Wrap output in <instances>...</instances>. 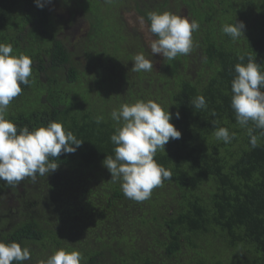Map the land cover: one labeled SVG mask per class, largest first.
<instances>
[{
    "label": "trees",
    "instance_id": "obj_1",
    "mask_svg": "<svg viewBox=\"0 0 264 264\" xmlns=\"http://www.w3.org/2000/svg\"><path fill=\"white\" fill-rule=\"evenodd\" d=\"M44 2L0 0V43L30 57L34 76L6 118L18 133L61 122L84 142L51 161L59 167L48 176L0 180V240L29 248L23 264H43L59 249L78 251L81 264H264V136L249 122L258 137L251 147L231 107L235 65L252 58L264 72V0H59L89 24L73 46ZM183 6L199 29L191 52L171 61L153 56L121 14L133 8L148 24L153 11L183 17ZM235 22L245 24L237 40L222 32ZM139 53L150 72L131 70ZM42 83L43 94L35 91ZM200 95L206 107L197 109ZM149 100L170 111L182 135L154 156L171 179L136 202L102 161L114 157L119 125L110 113ZM220 127L235 133L231 142L216 139Z\"/></svg>",
    "mask_w": 264,
    "mask_h": 264
},
{
    "label": "clouds",
    "instance_id": "obj_2",
    "mask_svg": "<svg viewBox=\"0 0 264 264\" xmlns=\"http://www.w3.org/2000/svg\"><path fill=\"white\" fill-rule=\"evenodd\" d=\"M50 2V0H49ZM38 7L45 6L44 0H35ZM149 23L140 18L141 30L150 33L149 46L153 56L160 54L164 60H174L187 55L193 48L192 33L199 29L196 20H189L170 12H150ZM130 23H134L130 21ZM245 24L235 22L222 26V32L233 40L244 34ZM155 37V38H153ZM10 44L0 43V180L14 186L26 178L34 182L37 175L45 176L55 172L59 164L51 162L61 153L72 154L83 144L63 124L51 121L47 126L32 131L28 127L19 130L14 122L6 118L9 104L22 93L21 85H29L32 76V60L20 54L12 55ZM241 61L244 57L239 58ZM133 72L151 71L153 63L143 53L133 57ZM236 77L232 81L231 107L236 114L237 123L247 128L250 145L258 146V137L254 128L260 129L264 136V72L258 63L249 58L248 63L235 65ZM42 86L43 83H42ZM197 109L206 107L203 95L191 101ZM179 112L176 118H179ZM116 122V132L111 136L115 145L114 157L107 155L102 161L111 173V180L121 181L123 195L136 202L150 198L154 188L161 186L164 180L171 179V172L158 165L154 156L158 150H164L170 139H180L181 131L171 122L172 114L155 101H137L124 103L110 113ZM102 116L96 117L99 124ZM249 122L254 125L248 127ZM217 140L231 142L235 133H229L225 127L218 128ZM51 158V159H50ZM31 259L27 246L19 242L0 240V264H23ZM82 256L78 251L59 249L54 251L43 264H81Z\"/></svg>",
    "mask_w": 264,
    "mask_h": 264
},
{
    "label": "rangeland",
    "instance_id": "obj_3",
    "mask_svg": "<svg viewBox=\"0 0 264 264\" xmlns=\"http://www.w3.org/2000/svg\"><path fill=\"white\" fill-rule=\"evenodd\" d=\"M59 1V0H58ZM49 2V0H47ZM51 5L54 3L53 0H50ZM56 6L58 9H53L55 8V5L53 4V11L55 13V18L58 21L64 22L65 27L63 28L61 35L63 38L66 40L68 39V42H71L70 46L76 45L80 43L81 38L83 37V34L88 30L89 24L83 14L78 11L73 15L72 13H68L67 7L66 6H61L60 4L56 3ZM181 15L184 18H190L188 17L185 7L183 6L181 8ZM122 19L125 22L126 29L128 31H133L137 35L141 36V38L148 44L149 46V36L151 35L150 33H147L146 30H141L140 28V23L139 20L141 18V15L133 8L127 9L126 7H123L122 11ZM75 16V17H74ZM145 20V19H144ZM130 21L134 23H130ZM146 23V21H145ZM147 24V23H146ZM155 38V37H153ZM150 48V46H149ZM158 60H156V63ZM33 78V77H32ZM38 87L35 91L39 90L43 93H45V88ZM14 218L16 217V214L12 215Z\"/></svg>",
    "mask_w": 264,
    "mask_h": 264
},
{
    "label": "flooded vegetation",
    "instance_id": "obj_4",
    "mask_svg": "<svg viewBox=\"0 0 264 264\" xmlns=\"http://www.w3.org/2000/svg\"><path fill=\"white\" fill-rule=\"evenodd\" d=\"M46 2H47V0H46ZM53 2H54L53 4L55 5V8L53 7V4L51 5V2H47V4L49 5V7H48L49 13L52 14L55 17V13H54L53 9L54 10L55 9H58L57 6H56V4H55V2L58 3V4H60V2H58V0H56V1L53 0ZM52 7H53V9H52ZM67 11H68V13H71L70 10L67 9Z\"/></svg>",
    "mask_w": 264,
    "mask_h": 264
}]
</instances>
